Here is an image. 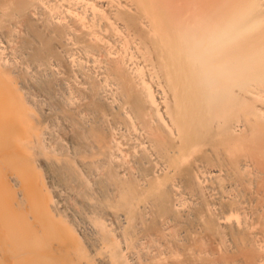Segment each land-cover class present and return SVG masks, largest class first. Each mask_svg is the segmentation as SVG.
<instances>
[{
	"label": "bare ground",
	"instance_id": "obj_1",
	"mask_svg": "<svg viewBox=\"0 0 264 264\" xmlns=\"http://www.w3.org/2000/svg\"><path fill=\"white\" fill-rule=\"evenodd\" d=\"M0 264H264V0H0Z\"/></svg>",
	"mask_w": 264,
	"mask_h": 264
},
{
	"label": "clouds",
	"instance_id": "obj_2",
	"mask_svg": "<svg viewBox=\"0 0 264 264\" xmlns=\"http://www.w3.org/2000/svg\"><path fill=\"white\" fill-rule=\"evenodd\" d=\"M215 42H216L215 39H213V38H209V43H215Z\"/></svg>",
	"mask_w": 264,
	"mask_h": 264
}]
</instances>
